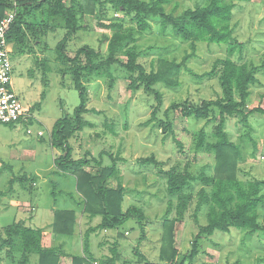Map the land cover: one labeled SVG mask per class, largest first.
Masks as SVG:
<instances>
[{
    "label": "rangeland",
    "instance_id": "1",
    "mask_svg": "<svg viewBox=\"0 0 264 264\" xmlns=\"http://www.w3.org/2000/svg\"><path fill=\"white\" fill-rule=\"evenodd\" d=\"M207 1L169 0L164 9L167 13L179 15L185 9L203 5ZM223 1L234 6L231 19L233 36L243 44L236 48L233 59L241 56L242 60L253 65H264V0ZM65 4H69L68 0ZM98 8L96 4L93 14L82 16L80 30L67 41L68 56L73 57L83 45L98 49L105 55L106 39L111 34L108 24L114 22L113 19L122 18V15L110 8L101 14ZM42 18L40 12H35L27 16L26 20L37 24ZM148 21V30L141 34L135 33L138 37L139 61L147 71L153 64L156 66L159 58L179 63L185 54L192 51L189 42L175 37L170 26L167 31L161 32L157 17H149ZM125 26L135 30L134 24L128 19L125 20ZM63 34L62 29L36 35L28 31L24 44H9L14 91L24 107L34 108L38 103L40 107L33 110L34 119L31 121L0 123V191L8 190L9 180L17 178L11 184V192L0 198V230L15 221H23L27 226L44 230L43 246L63 249L62 243H58L64 239L71 253L76 254L83 252L84 221L80 226L77 220L72 235L56 234L50 227L53 208H72L77 213V219L82 214L74 177L52 172L55 167L53 159L61 150L51 146V128L58 118L65 114L72 116L80 102L65 64L56 60L55 48ZM226 47L224 43H196L195 54L186 60L180 71L179 84L167 86L159 82L154 86L161 96L157 118L166 121L164 110L172 103L186 101L198 105L203 100L218 97L221 89L217 78L201 79L193 74L200 75L208 71L215 59L225 56ZM120 59L125 61V58ZM111 72L112 84H109L107 77L93 78L86 84L89 111L83 114V118L91 125L73 134L69 144L73 149V158L93 157L100 159L102 165L111 166L113 159L110 154L115 157L116 171L105 185L115 187L120 184L125 188L124 210L132 204L143 209L145 234L141 237L137 221L131 217L116 228L92 233L90 249L96 260L115 256V264L141 263L142 259L136 251L144 254L149 261L158 262L161 220L168 199L166 179L162 172L177 161L184 162L191 155L194 148L192 133L204 128L207 139L212 140L211 133L217 122L184 118L178 110L169 112L167 119L172 122V129L187 153L182 156L173 142L172 133H162L155 124L156 120L148 122L152 109L158 103L155 94L146 93L142 88L133 91L129 87L126 71L119 64L113 65ZM256 76L259 81L250 87L246 110L257 106L264 108V68ZM225 130L242 148L244 158L239 164L240 177L263 179V115L254 112L245 123H239L236 117H227ZM149 157H153L158 165L142 162ZM212 164V157L200 153L193 169L199 172L205 166V172L211 174ZM85 168L95 172L98 167ZM23 176L26 179L23 180ZM33 177L34 181L30 179ZM201 186V182L195 183L194 194ZM261 193H264V186ZM192 211L190 208L186 219L177 225L175 232L176 246L182 255L191 250L197 232ZM259 215L261 220L264 217V205L259 208ZM198 220L201 224L206 223L204 210L198 214ZM99 221L100 218L95 217L93 224L92 219L90 223L95 226ZM112 246L118 250L116 254L111 252ZM198 248L201 252L192 264H264V231L249 234L247 230L237 228H232L230 232L215 230L212 235L198 238ZM80 255L83 256V253ZM18 256L15 254L14 260ZM0 257L1 264H13L4 252ZM38 260V255L32 252L27 264H38ZM61 261L71 264L69 256L62 257Z\"/></svg>",
    "mask_w": 264,
    "mask_h": 264
},
{
    "label": "trees",
    "instance_id": "2",
    "mask_svg": "<svg viewBox=\"0 0 264 264\" xmlns=\"http://www.w3.org/2000/svg\"><path fill=\"white\" fill-rule=\"evenodd\" d=\"M169 0H16L17 9L8 41L24 44L28 31L32 35L62 29L63 37L58 41L55 51L56 60L65 64L71 75V80L80 98L79 104L74 108L72 116L65 114L58 118L50 131V143L61 153L54 158L55 170L53 173L72 175L76 181V190L79 193L82 213L91 220L99 217L95 226H89L82 235L83 256L66 254L61 247L43 246V229L27 226L23 221H15L0 230V256L4 252L6 258L13 264H27L29 254L38 255V264H62V257L69 256L71 264H115V256L96 260L90 252V235L97 230L116 228L129 218H135L141 237L144 236L143 209L136 205H129L125 210L122 207L125 188L118 184L115 187L105 185L115 171V157L111 154L112 165L101 164L100 159L86 156L73 158L72 146L69 139L77 131L91 125L84 120L83 114L88 112V89L86 84L93 78L107 77L112 84L111 67L119 64L127 73L129 87L136 91L142 88L146 93L155 94L157 105L152 109L148 122L155 121L162 133L168 131L173 135V142L178 152L186 156V150L180 139L172 129V122L167 119L169 112L179 111L184 118L193 117L206 122L215 120L212 130V140L207 139V132L200 128L192 133L194 148L191 155L184 162L177 161L173 166L162 173L166 179L167 206L161 220V238L159 240L158 262H151L144 254L136 251L141 257L139 264H192L194 258L201 252L198 248V238L212 235L215 230L230 232L232 228L247 230L252 234L258 230L264 231V217L260 220L259 208L264 205L263 179H243L239 175V164L243 161L241 145L233 141L225 130L227 117H236L239 123H245L254 113L263 115L264 108L254 107L246 110L250 96V87L257 83V73L264 65L256 66L239 56L233 59L237 47H242L233 36L231 26L233 4L223 0H208L203 5H196L185 9L179 15L167 13L164 5ZM96 4L101 14L106 8L120 13L122 18L113 19L108 28L111 30L107 40L105 55L98 49L89 45L81 46L73 57L66 54V44L81 28L82 16L93 14ZM13 8L12 0H0V17ZM40 12L42 20L37 24L28 22L27 16ZM149 17H157L160 31L165 32L170 26L175 37L189 42L191 52L185 54L182 61L159 58L157 68L152 65L149 71L139 61L137 48L138 37L150 28ZM134 24L135 30L125 28V20ZM136 33V34H135ZM224 43L225 56L213 61L210 69L199 78H217L220 94L215 99H206L202 103H188L186 101L172 103L164 110L166 121L157 118L161 105L160 93L154 88L157 83L167 86H177L180 71L188 58L195 54L196 43ZM120 58H125L121 61ZM189 71V70H187ZM191 73V71H190ZM36 104L31 108H39ZM34 118H28L31 121ZM255 152V149L253 150ZM206 154L212 157V173L205 172V166L197 172L193 165L198 155ZM143 163L157 162L153 157L142 160ZM158 165V164H157ZM86 166L98 167L95 172L87 170ZM20 180L26 179L25 176ZM34 181L35 177L30 178ZM17 178L9 180L10 187L0 191V198L11 192L12 183ZM201 182L202 186L194 194V185ZM79 203V202H78ZM79 203V204H80ZM192 208L193 222L197 227L191 250L182 255L176 246L175 232L177 225L183 222ZM204 210L206 223L201 224L198 214ZM53 220L51 229L56 234L72 235L75 230L77 218L72 209L52 210ZM113 247V246H112ZM116 254V247L111 248ZM18 254V259H15ZM1 262V257H0ZM1 264V263H0ZM123 264V263H122ZM230 264V263H228ZM233 264V263H232ZM238 264V263H234Z\"/></svg>",
    "mask_w": 264,
    "mask_h": 264
},
{
    "label": "built area",
    "instance_id": "3",
    "mask_svg": "<svg viewBox=\"0 0 264 264\" xmlns=\"http://www.w3.org/2000/svg\"><path fill=\"white\" fill-rule=\"evenodd\" d=\"M13 8L0 17V123L10 124L34 118L31 108L24 107L12 83L11 49L8 33L16 16L17 2ZM96 264V263H95Z\"/></svg>",
    "mask_w": 264,
    "mask_h": 264
},
{
    "label": "crops",
    "instance_id": "4",
    "mask_svg": "<svg viewBox=\"0 0 264 264\" xmlns=\"http://www.w3.org/2000/svg\"><path fill=\"white\" fill-rule=\"evenodd\" d=\"M13 71V70H12ZM11 79H12V77H11ZM14 88V87H13ZM59 155V154H58ZM55 157H56V155H55ZM54 157V158H55ZM54 160V159H53ZM55 170V167H53L52 168V172ZM61 175H64L63 173H61ZM66 175H69V174H65V177H66ZM75 179V178H74ZM79 201H80V199H79ZM77 206H78V201H77ZM78 207H80V206H78ZM69 209H72V208H69ZM72 210H74V209H72ZM75 215H76V218H77V213L75 212ZM78 221H80V226H82V223H83V221H84V227L86 226V228H88L89 226H93L92 224H93V219H92V224L90 223V220H88V218L85 216V214H80L79 215V218L77 219ZM33 228H41V227H33ZM44 232V231H43ZM44 236H45V234L43 233V239H44ZM42 239V240H43ZM62 243V246H63V250L67 253V254H71V255H79V256H81L80 254H82L83 252H79V253H71V250L69 249V244L63 239H61V241H59V243L58 244H61ZM44 245V244H43ZM46 246H49V245H46ZM90 252H91V249H90ZM91 254H92V252H91ZM93 256H94V254H92ZM63 264V263H62ZM65 264H68L67 262H65Z\"/></svg>",
    "mask_w": 264,
    "mask_h": 264
}]
</instances>
